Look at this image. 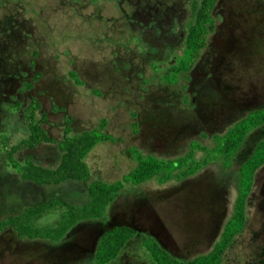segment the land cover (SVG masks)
I'll return each mask as SVG.
<instances>
[{
    "label": "rangeland",
    "instance_id": "1",
    "mask_svg": "<svg viewBox=\"0 0 264 264\" xmlns=\"http://www.w3.org/2000/svg\"><path fill=\"white\" fill-rule=\"evenodd\" d=\"M235 1L234 12L242 15L238 18L243 20L242 30L237 23L231 26L232 34L223 45L222 66L208 86L202 87L190 74L170 84L176 74L164 66L159 68L145 48L133 44L140 41L133 37L139 36L140 27L132 31L118 7L130 10L128 0H0V68L11 74L18 67H30L35 59L45 71V85L55 83L64 96L59 101L69 107L74 134L97 130L106 120L105 133L114 141L99 143L86 158L91 172L87 184L71 180L64 185L41 186L40 194L37 190L29 194L39 197L36 203L43 201V192L48 199L58 198L62 192L71 205L87 204L90 184L123 181L136 167L130 155L133 150L175 160L197 143L212 148L215 136L264 108V0ZM146 39L150 42L148 35ZM36 53L39 55L34 58ZM187 55L177 57V64H184ZM71 71L79 74L83 86L73 83ZM51 93L55 94V89ZM50 99L48 96L47 110ZM60 121L62 116L51 119L52 124ZM21 126L25 125L17 117L11 123L12 128ZM51 133L62 139L58 129ZM261 141L264 126L250 134L232 163L210 160L195 176L166 184L157 180L140 186L126 184L104 219L84 224L67 238L77 247L19 238L20 232L13 227L6 231L3 225L7 220H0V264H99L98 238L108 223L142 228L180 260L208 254L232 215L240 166ZM12 143H18V138ZM213 155L198 151L196 158L207 160ZM48 158L46 165H59L58 146ZM6 172L14 171L8 168ZM3 197L6 207H23L21 188L0 183V208ZM60 213L46 215L39 226H54ZM145 236L130 240L118 260L110 264H156L147 251ZM222 264H264V166L256 174L249 197L246 227Z\"/></svg>",
    "mask_w": 264,
    "mask_h": 264
},
{
    "label": "flooded vegetation",
    "instance_id": "2",
    "mask_svg": "<svg viewBox=\"0 0 264 264\" xmlns=\"http://www.w3.org/2000/svg\"><path fill=\"white\" fill-rule=\"evenodd\" d=\"M118 1L120 0H116V2ZM128 2L130 10L121 5L118 7L132 31H136L137 26L140 27L139 36L133 35V37H139L140 41H138V44L136 42H133V44L137 45L138 48H145V54L149 58L152 57L159 68L164 66L166 71L178 66L177 57H183L187 52L192 32L200 31L204 33L205 45L200 49L190 72L178 75L176 81L172 84L178 83L180 76L190 74L193 82L201 83L202 87L208 86L207 83L214 78L215 70L222 66L223 45L224 42L229 41V34H232L230 30L231 26L234 24L236 27L237 23V27L242 30L241 23L243 20L242 22L238 20L242 15H238L237 11L234 12V8L237 6L235 0H185V2L181 3L174 0H128ZM230 3L232 6H230ZM200 22L204 26H201ZM226 24H228V27H226ZM147 35L150 42H147ZM140 44L141 46H139ZM230 45L231 43L229 42ZM209 49L210 51H208ZM177 51L179 54L176 55ZM38 55L36 53L34 58H37ZM199 69H203V72H199ZM44 77L45 71L39 69L35 59L31 60L30 67H18L11 74L4 72L0 68V179L2 180L0 183L3 186H17L24 193L23 207H6L7 200L5 197L2 198L3 206L0 208V220H7L5 225H3L6 231L9 227H13L17 232H20L19 229L22 228L20 226L21 223L33 228V230L38 229L40 227L39 222L46 216H43L41 219L38 218V211L40 210L35 206L40 203L60 200L71 205L66 200L69 198L65 199L62 192L60 193L61 196L55 199H48L46 197L47 194L43 192L41 193L44 195L43 201L38 203L35 200L39 199V197L34 198L33 192L29 195L31 190H37L38 194H40V190L43 191L44 189H41V186H59L71 181L40 183L33 176L28 175L30 171H37L39 169L48 172L57 170L63 161L64 141L68 136L75 135L74 133H76L72 127L74 118L69 112V107L62 105L59 101L63 100L64 96L59 92L58 88H55V83L48 82L45 85ZM70 77L75 85H84V82L76 71H71ZM51 85L53 88H51ZM54 89L55 94L51 93ZM48 96L51 97V107L49 110H47ZM32 114L33 116H31ZM58 116H62V121L52 124L51 119ZM16 117L19 123H24V127H11V123ZM39 123L46 137L42 140L38 137V127H34L35 124L39 125ZM53 128L60 131L61 140L51 133V129ZM83 133H86V131L80 134ZM17 138L18 143H12ZM55 146H58L60 149L61 160L57 167L52 168L50 167L51 163L48 166L45 162H49L48 155L51 150H54ZM20 152L23 153L18 155ZM41 152L42 154H40ZM8 168H12L14 172H6ZM27 211H32L31 216L29 213H26ZM45 211L64 210L50 209ZM83 225L80 224L74 230H69L58 240L41 238L39 236L29 237L21 233L19 234V238L45 239V241L50 242L52 240L77 247L78 245L67 238L79 231V228ZM119 227H129L138 235H146L147 233L137 226L108 223L104 225V229L99 235L97 248L101 237L107 231ZM119 256L112 262L118 260Z\"/></svg>",
    "mask_w": 264,
    "mask_h": 264
},
{
    "label": "trees",
    "instance_id": "3",
    "mask_svg": "<svg viewBox=\"0 0 264 264\" xmlns=\"http://www.w3.org/2000/svg\"><path fill=\"white\" fill-rule=\"evenodd\" d=\"M204 45V33L193 31L187 47L186 53L188 55L186 61H183L184 64L182 63L181 65L183 68L178 64V66L169 70V73L172 71L176 74L173 82L176 81L178 75L189 72L200 49ZM173 82L169 83L172 84ZM106 126L107 121L104 120L97 130L68 136L64 141L63 161L57 170L48 172L39 169L37 171H30L28 175L33 176L40 183H47L48 181L59 183L65 180H78L88 183L91 178V172L86 163V158L99 143L114 142L104 132ZM263 126L264 108L250 113L225 134L215 136L212 148L204 147L200 143H197L196 146H192L186 155L175 160H165L153 155H145L137 149L136 151L133 150L130 152V155L137 162V165L123 181L113 184L96 181L90 184L88 189L91 200L83 206L69 205L60 200L38 204L35 207L40 210L38 211L39 219L47 214L58 212L45 210L63 209L64 211H59L61 212L60 217L53 227H39L33 230V228L18 222L22 227L19 229L20 233L29 237L39 236L54 240L61 239L66 232L74 230L80 224H88L90 221L104 219L107 207L119 197L126 184L140 186L152 180H157L159 184H166L174 179H188L195 176L203 166L211 161L232 163L243 151L250 134ZM34 127H38L39 139H45V133L41 129L40 123L39 125L35 124ZM134 127L136 126L134 125ZM134 130L137 131V129ZM198 151L203 153L209 151L214 155L207 160H199L196 158ZM136 153L138 156H136ZM263 166L264 141H261L256 144L253 151L240 166L238 194L232 215L224 226L219 242L216 243L211 252L189 261L180 260L166 251L154 237L146 234L147 237L145 236V239L148 242L147 251L152 256L153 261L156 264H222L225 253L233 245L235 238L246 227L249 197L254 187L256 174ZM26 213H29L31 216L32 211H27ZM141 236L129 227H119L107 231L100 239L96 260L99 264H109L120 255L130 240L135 237L141 238Z\"/></svg>",
    "mask_w": 264,
    "mask_h": 264
}]
</instances>
